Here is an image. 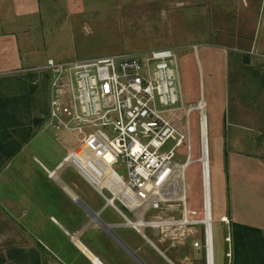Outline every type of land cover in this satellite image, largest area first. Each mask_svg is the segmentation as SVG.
Segmentation results:
<instances>
[{
    "label": "rangeland",
    "instance_id": "rangeland-1",
    "mask_svg": "<svg viewBox=\"0 0 264 264\" xmlns=\"http://www.w3.org/2000/svg\"><path fill=\"white\" fill-rule=\"evenodd\" d=\"M155 51H171L177 58V105L196 110L201 93L206 103L215 264L234 263L231 222L225 218L229 188L224 154L241 151L264 158V0H0V100L8 102L13 115L12 121H0V128H6L0 130V140L18 136L21 125L33 130L13 158L0 161L4 264L51 262L39 242H45L39 233H50L51 227L40 223L39 216L24 215L35 213L34 197H40L41 186L53 184L34 158L52 170L77 147L73 135L45 129L47 77L27 70L42 68L49 60L84 62ZM195 110L189 117L191 164L184 175L188 208L200 213L202 153ZM186 153L185 145L179 148L176 162L183 165ZM4 156L6 151H0V158ZM60 172L61 182L76 180L72 166L63 165ZM76 183L84 192L85 182ZM54 194L48 192L51 201ZM82 198L88 204L99 200L95 194ZM194 228L201 229H184L193 232L188 238L191 251L201 241Z\"/></svg>",
    "mask_w": 264,
    "mask_h": 264
},
{
    "label": "built area",
    "instance_id": "built-area-1",
    "mask_svg": "<svg viewBox=\"0 0 264 264\" xmlns=\"http://www.w3.org/2000/svg\"><path fill=\"white\" fill-rule=\"evenodd\" d=\"M27 72L47 77L45 129L73 135L77 143L55 169L48 170L34 158L47 177L56 182L58 170L72 166L126 222L139 226L138 231L145 227L161 230L175 239L179 235L189 238L193 232L184 229L191 225L201 228V241L194 242L193 248H203L205 264H213L209 190L202 185L200 213L190 211L186 199L183 167L191 164L189 117L195 108L177 105L175 54L155 51L84 62L49 60ZM196 110L200 130L202 120L206 123L202 93ZM184 145L187 153L181 165L176 162L177 150ZM119 168L123 175L116 171ZM221 222L227 223L223 217Z\"/></svg>",
    "mask_w": 264,
    "mask_h": 264
},
{
    "label": "crops",
    "instance_id": "crops-1",
    "mask_svg": "<svg viewBox=\"0 0 264 264\" xmlns=\"http://www.w3.org/2000/svg\"><path fill=\"white\" fill-rule=\"evenodd\" d=\"M224 164L229 188L227 220L258 229L263 236L264 158L258 154L226 151ZM62 172L57 173L58 181L50 180L52 187L49 182L41 186L40 197H34L35 213L24 214L39 216L40 223L46 222L51 227L50 233L39 230L42 232L39 238L45 237V242H39L50 256V264H200L197 258H192L189 244L179 247L178 251L168 249L169 233L147 227L138 231L139 226L126 222L78 174L76 180L68 181L72 184L61 182ZM78 181L84 183V192ZM50 190L56 193L53 201L48 195ZM92 194L99 200L85 203L82 197ZM129 218L135 222L131 215ZM195 232L200 235V230Z\"/></svg>",
    "mask_w": 264,
    "mask_h": 264
},
{
    "label": "trees",
    "instance_id": "trees-1",
    "mask_svg": "<svg viewBox=\"0 0 264 264\" xmlns=\"http://www.w3.org/2000/svg\"><path fill=\"white\" fill-rule=\"evenodd\" d=\"M7 105L8 102L0 100V121L5 118L12 121L13 115L10 114L11 112L9 113L7 111ZM16 111L17 109H15V112ZM43 114H45V112ZM39 122L40 118L34 120V126H38ZM10 124L14 123L11 122ZM15 126L18 127L19 125L16 124ZM21 127L28 130L25 131L22 129L18 132L20 133L18 136H16L17 134H14L15 136H10V141L8 142L5 137L0 140V151H6V156L1 157L0 161L4 158L6 160L13 158L20 147L32 136L33 130L31 131L28 125H21ZM0 130L6 132V128H0ZM230 226L231 237L235 246V261L233 264H264V235L262 236L261 231L232 222ZM4 263L5 257L0 255V264Z\"/></svg>",
    "mask_w": 264,
    "mask_h": 264
},
{
    "label": "bare ground",
    "instance_id": "bare-ground-1",
    "mask_svg": "<svg viewBox=\"0 0 264 264\" xmlns=\"http://www.w3.org/2000/svg\"><path fill=\"white\" fill-rule=\"evenodd\" d=\"M199 132L201 133L200 143H201V153H202V157L199 160V162L202 165V168H201V180H202V185L204 186L206 192H208V190H209V193L211 195L210 180H209L210 166H209V160L206 158V155H207V144H208L207 141H206V136H207L206 132L207 131H206V123H205L204 120H202ZM189 166H190V164H186L183 167V169L186 170ZM108 173H109V171H108Z\"/></svg>",
    "mask_w": 264,
    "mask_h": 264
},
{
    "label": "flooded vegetation",
    "instance_id": "flooded-vegetation-1",
    "mask_svg": "<svg viewBox=\"0 0 264 264\" xmlns=\"http://www.w3.org/2000/svg\"><path fill=\"white\" fill-rule=\"evenodd\" d=\"M175 241L179 244L177 247L175 246V243H176ZM188 243H189V239L185 235L176 236L175 239H173L170 236H169V238H167L168 249L175 250V251H178L179 246L185 247L186 244H188ZM191 249H192V251L190 250V253H191L192 257L197 258L196 260H198L200 262V264H205L204 249L203 248H200V249L191 248ZM215 261H216V259H215V254H214L213 264H215Z\"/></svg>",
    "mask_w": 264,
    "mask_h": 264
}]
</instances>
